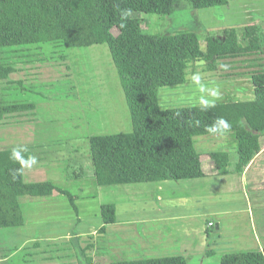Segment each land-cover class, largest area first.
Masks as SVG:
<instances>
[{"label": "trees", "instance_id": "obj_1", "mask_svg": "<svg viewBox=\"0 0 264 264\" xmlns=\"http://www.w3.org/2000/svg\"><path fill=\"white\" fill-rule=\"evenodd\" d=\"M228 0H0V50L54 44L65 49L106 46L117 72L129 114L131 131L89 138L90 160L99 186L190 180L204 177L196 136L231 133L236 153L230 167L226 152L208 156L219 175L241 174L261 151L264 137V69L251 74L253 100L183 108H160L161 88L186 82L187 66L204 62L209 71L225 60L264 54L262 25L225 28L222 37H208L201 49L194 32L150 35L135 14L168 17L189 6L204 10L227 6ZM16 68L0 61V123L7 117L34 111L33 104L2 100L3 87L21 85L10 75ZM226 121L225 129L220 121ZM33 160L27 151L0 150V230L24 225L19 199L67 196L77 212L75 197L50 182L25 183L24 169ZM115 205L100 207L103 224L116 222ZM208 236V233H207ZM72 246L78 264H94L92 244ZM90 252V253H89ZM212 254L211 251L206 253ZM115 259V258H114ZM110 264H187L182 256L141 260L118 259ZM219 264H264V250L229 253Z\"/></svg>", "mask_w": 264, "mask_h": 264}, {"label": "crops", "instance_id": "obj_2", "mask_svg": "<svg viewBox=\"0 0 264 264\" xmlns=\"http://www.w3.org/2000/svg\"><path fill=\"white\" fill-rule=\"evenodd\" d=\"M262 10V7L257 10L254 0H246L241 4L239 14L250 25L255 22V17L263 19ZM228 23L234 24L232 20ZM87 76L93 79L92 75ZM248 79L249 92L236 80L227 91L230 97L240 99L220 103L253 100L251 79ZM10 80L22 84L4 86L3 102L33 104L34 111L7 117L0 123L6 130L17 127L22 136L15 144L0 140V150L27 151L33 163L24 172L30 175L42 171L49 173L50 181L25 183L50 182L58 190L80 198L74 196L77 212L67 196L57 191L49 197L20 198L24 225L10 229L24 235L28 231L34 234L28 241L9 245L3 250L16 256L21 251L27 256L40 255L35 264H78L73 240L83 248L89 244L88 236L93 235L97 237L90 254L94 264H110L114 258L141 260L172 256H182L188 264L191 257H200L204 253L201 251L206 249L213 228L219 236L214 249L221 251V255L264 250V139L260 142L261 151L241 174H218L208 155L228 153L231 167L237 143L231 133L214 134L193 138L194 148L197 145L203 150L201 155L197 152L204 174L202 178L99 186L94 172L86 170L87 166H92L89 138L123 125L115 116L125 102L124 97L121 93L118 95L119 104L113 99L114 85L109 84L110 78L102 83L111 85L110 88L95 85L88 90L80 87L78 79L76 86H66L67 81L74 82L72 75H10ZM60 81L66 84L63 88L57 87ZM58 95L65 99L71 95L73 100L58 104ZM102 97H108L107 105L98 99ZM64 115L69 122L56 124L55 121ZM58 125L64 133H53L54 127L59 129ZM104 203H113L116 208V222L105 226L104 234L98 233L102 224L98 229L71 230L74 223L80 225L85 218H100V207ZM209 222L214 224L213 228H208ZM29 244L32 246L26 249ZM43 247H49L51 254L45 253Z\"/></svg>", "mask_w": 264, "mask_h": 264}, {"label": "rangeland", "instance_id": "obj_3", "mask_svg": "<svg viewBox=\"0 0 264 264\" xmlns=\"http://www.w3.org/2000/svg\"><path fill=\"white\" fill-rule=\"evenodd\" d=\"M245 1L246 0H228L227 6L204 10H193L189 6H185L183 9L176 11L168 17L140 14H135L133 17L140 20L141 27L146 33L154 36L174 34L177 32H194L199 36L201 49L204 50L205 39L208 37L221 38L222 30L225 28H236L238 30V34H241L243 27L248 24L246 20L243 21V16L239 14L241 4ZM254 4L257 10H260V7L264 8V0H254ZM261 17L263 19L258 20L257 17H255V22L253 24L262 25V30H264V17ZM228 20H232L234 24L229 25ZM0 61L10 63L16 68V72L12 75H72L74 82L72 80L70 82L67 81L66 85L65 82L60 81L57 84L58 88H63L65 85L69 88L71 85L76 86L77 79L80 80V87L84 90H88L91 86L95 85L98 88L107 87V84L102 85V83L110 78L109 84L114 85L113 90L115 97L113 96V99L117 102V97L120 93L122 97H124L117 78V72L112 64L108 49L104 45L83 49H65L54 44L12 47L0 50ZM262 69H264V54L252 58L225 60L217 63L214 71H209L206 63L204 62H191L187 66L186 82L183 85L178 87H165L159 90L158 99L160 108H183L194 105H202V102H208L204 103V105L211 103L219 104L220 102H225L228 99H240V97H230V92L227 91V89L233 87V82L237 80L240 81L239 84L242 87L247 88V91L249 92L248 87L250 86V83L248 78H250L253 72ZM87 75H92L94 80L91 77L88 78ZM102 75H104V77ZM110 86H108V88H110ZM58 97V104H61L63 101L73 100V96L71 95H69L66 99L61 97V95H58ZM107 98L108 97H102L98 99L101 100V103L103 100V102H106L107 105ZM117 103L119 104V102ZM124 104L120 105V109L115 116L116 120H119L120 118V121L123 122L122 127L119 125L114 129L108 128V130H104L101 135L128 133L131 131L129 114L127 107L125 106L126 104ZM95 107H97V105H95ZM124 119H126L125 122ZM68 120L69 119L64 115V118L61 117L60 119H57L55 123L57 124V122L65 121L66 123H60L65 125L69 122ZM19 131L20 129L15 126L10 127L8 130L0 127V140L6 141V143H18L22 137ZM55 132L64 133V129H57L54 127L53 133L55 134ZM67 132L71 135L69 131ZM195 148L201 155L203 150H201V148L197 145ZM89 165L91 166L90 163ZM86 170L93 171V168L92 166H87ZM23 178L24 182H28L30 180L50 181L49 173L47 171H42L41 173H36L35 175L23 172ZM73 196H76L78 199L80 198L79 195ZM104 202L109 201L105 200ZM237 203H240L239 200H237ZM106 204L113 203H104L103 205ZM101 224L102 221L99 216L90 217L88 219L85 218L83 223L80 225L74 223L71 230L76 232L79 229H98ZM258 228L260 227L258 226ZM17 233L19 232L16 229L0 230V264H21V262L23 264L37 263L40 259L38 256L40 255L33 253V255L27 256L24 251H21V253H18V256H16V254H9L8 251L3 250V248L9 245L20 244L24 241H28V237L33 236L34 234L33 231H28L25 235L24 233H19L18 235ZM218 237V231L215 228L210 230L209 238L206 242L207 247L213 250H210L212 254H206L208 252L206 247V249L204 248L205 251H201V253H204L200 257H191L188 264H219L220 258L225 254L221 255L219 254L221 251H215L214 249V246L216 247ZM37 238L39 239V237ZM88 238L89 243L95 247L97 237L90 235ZM218 243H220V240ZM31 246L32 245L29 244L26 249H29ZM48 248L49 247L44 248L45 253L51 254V250ZM115 259H112V261Z\"/></svg>", "mask_w": 264, "mask_h": 264}, {"label": "clouds", "instance_id": "obj_4", "mask_svg": "<svg viewBox=\"0 0 264 264\" xmlns=\"http://www.w3.org/2000/svg\"><path fill=\"white\" fill-rule=\"evenodd\" d=\"M197 79H198V78H197ZM206 103H207V102H206ZM220 123L223 125V127H224L225 129H227V128L229 127V125L227 124L226 121L221 120Z\"/></svg>", "mask_w": 264, "mask_h": 264}, {"label": "built area", "instance_id": "obj_5", "mask_svg": "<svg viewBox=\"0 0 264 264\" xmlns=\"http://www.w3.org/2000/svg\"><path fill=\"white\" fill-rule=\"evenodd\" d=\"M207 226H208V228H213L214 224L212 222H209Z\"/></svg>", "mask_w": 264, "mask_h": 264}, {"label": "water", "instance_id": "obj_6", "mask_svg": "<svg viewBox=\"0 0 264 264\" xmlns=\"http://www.w3.org/2000/svg\"><path fill=\"white\" fill-rule=\"evenodd\" d=\"M216 227L218 228V225Z\"/></svg>", "mask_w": 264, "mask_h": 264}]
</instances>
